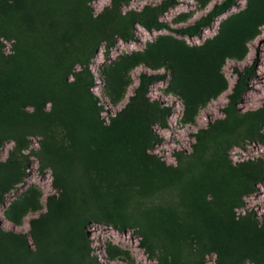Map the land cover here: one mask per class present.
<instances>
[{
	"label": "rangeland",
	"instance_id": "obj_1",
	"mask_svg": "<svg viewBox=\"0 0 264 264\" xmlns=\"http://www.w3.org/2000/svg\"><path fill=\"white\" fill-rule=\"evenodd\" d=\"M163 1L0 0V264H264V0Z\"/></svg>",
	"mask_w": 264,
	"mask_h": 264
},
{
	"label": "trees",
	"instance_id": "obj_2",
	"mask_svg": "<svg viewBox=\"0 0 264 264\" xmlns=\"http://www.w3.org/2000/svg\"><path fill=\"white\" fill-rule=\"evenodd\" d=\"M179 0H164L163 3L165 7L161 8V11H166L168 7L176 5ZM237 0H221L216 3L212 9H210L205 15L197 19L193 24L186 27L180 28H171L165 21H158L155 25L145 24L146 29L150 30L152 28H166L172 29L178 33L186 34L189 36L198 35L204 27H208L212 24L213 20L220 14L227 11L230 7L236 5ZM123 39H130L129 36H122ZM110 45V46H109ZM105 49L106 55L108 54L111 46L114 45V42L111 41L110 44ZM257 60L255 59L251 65L245 66L243 69H236L237 79L234 84L232 91L228 95L227 105L224 107V112L227 115H230L236 108L239 102L241 101L243 94L249 88V81L255 75V67ZM145 74L141 75V83L148 84L151 79L145 78ZM170 108L165 107L163 113L165 115L169 114ZM163 125L165 123L163 122ZM117 229L124 230L123 226H117L114 224ZM8 235H13L12 232H7ZM244 259L242 257H231L224 254H217L215 264H243Z\"/></svg>",
	"mask_w": 264,
	"mask_h": 264
}]
</instances>
